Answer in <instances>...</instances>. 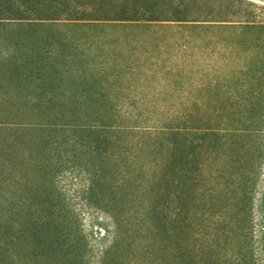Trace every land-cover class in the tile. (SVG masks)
Returning a JSON list of instances; mask_svg holds the SVG:
<instances>
[{"label":"rangeland","instance_id":"1","mask_svg":"<svg viewBox=\"0 0 264 264\" xmlns=\"http://www.w3.org/2000/svg\"><path fill=\"white\" fill-rule=\"evenodd\" d=\"M240 1H223L224 7L258 18L214 22L226 28L211 31L203 41L191 43V49L184 48V43L179 49L186 52H174L171 46L163 53V40H158L153 41L155 53L138 49L130 59L115 57L116 64L106 72L115 71L116 84L128 81L129 86L107 107L108 125L121 129L102 133V138H118L121 149L110 147L106 156L75 145L73 140L81 133L52 125L71 119L70 109L77 106L48 104L45 95L57 90L29 85L27 79L36 81L42 77L41 70L22 67L29 61L27 50L41 54L58 48L70 56L64 70L76 72L89 63L84 71L100 78V66L97 68L107 55L95 57L87 51L82 56L78 51L87 29L63 22L52 26V21L46 26L0 25V264H102L116 230L109 208L103 206L101 184L96 183L104 181L103 163L112 160L113 154L108 166L110 182L125 176L128 179L119 203L126 206L131 198L146 201L147 212L152 211L156 223L163 227V180H152L155 176L163 178V166L159 168L154 137L148 133L163 134L167 127L190 133L193 128L204 127L205 121L230 127L233 134L229 138H237L235 142L243 146L234 147L233 155L239 153L242 159L235 161L229 182L248 188L255 230L264 237V0ZM164 60H169L171 69L163 70ZM131 63L133 70L123 71ZM174 68L180 71L176 76H172ZM242 75L249 80L255 76L263 79L258 86L262 95L254 98L243 93L240 107L224 102L231 90H236L228 85L229 79ZM193 79L221 80L225 93L222 90L224 94L211 102L191 87ZM211 92L208 90V95ZM239 117L248 123H235ZM182 140L179 138V144ZM114 160L122 163L125 173L118 176ZM153 191H160V197H154ZM110 196L117 201L114 191ZM135 206L137 213L146 210L138 203ZM130 260L125 256L116 264H132Z\"/></svg>","mask_w":264,"mask_h":264},{"label":"trees","instance_id":"2","mask_svg":"<svg viewBox=\"0 0 264 264\" xmlns=\"http://www.w3.org/2000/svg\"><path fill=\"white\" fill-rule=\"evenodd\" d=\"M223 1L242 3L240 0H0V21H7L0 25L34 23L46 26L52 21V26L63 22L70 27L87 29L82 49L78 47V51L82 56L87 55V51L95 57L107 55V60H102L97 68L100 66V78L84 71L89 63L81 70L77 68L76 72L64 70L70 56L56 50L58 48L41 54L27 50L29 61L22 67L41 70L42 77L36 81L27 79L29 85L43 87V90L51 86L57 90L45 95L48 104L77 106V110L70 109L71 119L52 125L81 133L74 138L75 145L106 156L108 148L117 149L121 144L118 138H102L108 131L121 129L112 123L108 125L111 119L105 116L107 107L113 105V100L122 96L129 86L128 81L121 86L116 84L115 71L112 74L106 72L116 64L115 57L120 55L130 59L138 49L146 54L155 53L157 45L153 41L158 40H163V53L171 46L174 52H186L179 49L184 43H187L184 48L191 49V43L203 41L211 31L226 28L212 24L214 22L258 18L226 9ZM36 56L38 58H34ZM74 60L71 66H74ZM179 61L184 63L187 59L180 58ZM170 64L169 60H164L163 70L171 69ZM132 66L133 63L123 71H132ZM173 70L172 76L180 72L179 68ZM229 84L236 90H231L224 102L233 106H241L243 93L254 98L262 95L258 86L263 84V79L258 76L250 80L244 75L231 78ZM222 85L221 80L193 79L191 82L199 96H205L211 102H216L217 97L225 93ZM210 89L213 93L208 95ZM235 123H248V120L239 117ZM201 126L204 127L193 128L192 133H184L189 131L176 127H167L163 134L148 133L149 137H154L153 148L159 157L157 160L160 159L159 168L163 166V178L152 177L158 183L163 180V227L156 223L152 211L147 212L146 201L131 198L126 206L119 203L128 188V179L125 176L111 183L108 178L111 167L108 166L115 154L112 160L105 159L104 181L96 184H101L103 206L106 210L109 208L116 238L105 252L102 264H116L125 256L132 264H264V237H259L255 230L248 188L229 182L234 175L235 161L242 159L239 153L233 155L239 145L235 142L237 138H229L232 129L224 128L221 123L205 121ZM179 138L183 139L182 144H179ZM114 161L118 176L125 173L122 163ZM93 186L94 182L91 188ZM113 191L117 201L110 196ZM153 195L160 197L161 194L153 191ZM137 203L146 210L135 212Z\"/></svg>","mask_w":264,"mask_h":264}]
</instances>
